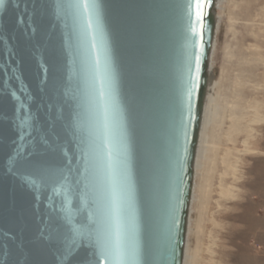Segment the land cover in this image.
<instances>
[{
  "label": "water",
  "instance_id": "obj_1",
  "mask_svg": "<svg viewBox=\"0 0 264 264\" xmlns=\"http://www.w3.org/2000/svg\"><path fill=\"white\" fill-rule=\"evenodd\" d=\"M200 2L0 0V264L185 263L219 23Z\"/></svg>",
  "mask_w": 264,
  "mask_h": 264
},
{
  "label": "rangeland",
  "instance_id": "obj_2",
  "mask_svg": "<svg viewBox=\"0 0 264 264\" xmlns=\"http://www.w3.org/2000/svg\"><path fill=\"white\" fill-rule=\"evenodd\" d=\"M218 14L184 264H264V0Z\"/></svg>",
  "mask_w": 264,
  "mask_h": 264
},
{
  "label": "snow or ice",
  "instance_id": "obj_3",
  "mask_svg": "<svg viewBox=\"0 0 264 264\" xmlns=\"http://www.w3.org/2000/svg\"><path fill=\"white\" fill-rule=\"evenodd\" d=\"M202 6H203V0H201V2L197 4V9H198L197 14H196L197 21H199L201 16L203 15V12L199 10L202 8ZM192 31L193 32L196 31L195 27H193ZM195 87H196V83H195V80L193 79L192 86L189 88V95H191L192 90ZM71 231L73 232V237L66 242V246H65V255L69 260H71L73 256L75 255L73 250L76 245V237L80 235V230L78 228L73 227ZM104 243L106 244L107 241H105ZM116 247L118 248V245ZM124 261H125V257L123 256V254L117 251L116 252V264H124Z\"/></svg>",
  "mask_w": 264,
  "mask_h": 264
},
{
  "label": "bare ground",
  "instance_id": "obj_4",
  "mask_svg": "<svg viewBox=\"0 0 264 264\" xmlns=\"http://www.w3.org/2000/svg\"><path fill=\"white\" fill-rule=\"evenodd\" d=\"M212 99H213V98L210 96V91H209L208 98H207V103H206V108H205V113H206V109H207L209 106L211 107V105H212V104H211ZM204 115H205V114H204ZM199 192H201V198H203L204 195H205V194H204V191H203V190H202V191L200 190ZM199 195H200V194H199ZM196 211H197V210H196ZM197 212H198V211H197ZM197 212H196V213H197ZM196 226H197V225H196Z\"/></svg>",
  "mask_w": 264,
  "mask_h": 264
}]
</instances>
